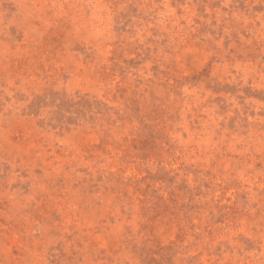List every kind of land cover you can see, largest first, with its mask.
<instances>
[{
	"label": "rangeland",
	"instance_id": "rangeland-1",
	"mask_svg": "<svg viewBox=\"0 0 264 264\" xmlns=\"http://www.w3.org/2000/svg\"><path fill=\"white\" fill-rule=\"evenodd\" d=\"M0 264H264V0H0Z\"/></svg>",
	"mask_w": 264,
	"mask_h": 264
}]
</instances>
